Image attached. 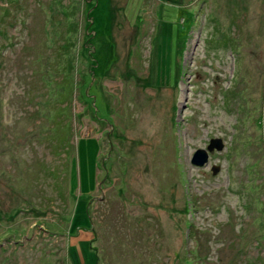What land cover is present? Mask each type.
<instances>
[{
	"label": "rangeland",
	"instance_id": "374dc122",
	"mask_svg": "<svg viewBox=\"0 0 264 264\" xmlns=\"http://www.w3.org/2000/svg\"><path fill=\"white\" fill-rule=\"evenodd\" d=\"M0 264H264V0H0Z\"/></svg>",
	"mask_w": 264,
	"mask_h": 264
},
{
	"label": "water",
	"instance_id": "95a60500",
	"mask_svg": "<svg viewBox=\"0 0 264 264\" xmlns=\"http://www.w3.org/2000/svg\"><path fill=\"white\" fill-rule=\"evenodd\" d=\"M224 147V142L221 137H212L209 140L206 148H198L193 154L192 162L196 165H205L209 161V152L213 150H221ZM218 165L212 166V171L215 173L218 170Z\"/></svg>",
	"mask_w": 264,
	"mask_h": 264
}]
</instances>
